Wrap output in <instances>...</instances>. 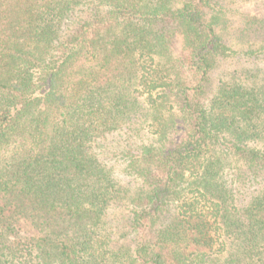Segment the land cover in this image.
<instances>
[{"label": "trees", "instance_id": "16d2710c", "mask_svg": "<svg viewBox=\"0 0 264 264\" xmlns=\"http://www.w3.org/2000/svg\"><path fill=\"white\" fill-rule=\"evenodd\" d=\"M229 11L0 0V264H264V85L202 100Z\"/></svg>", "mask_w": 264, "mask_h": 264}, {"label": "rangeland", "instance_id": "374dc122", "mask_svg": "<svg viewBox=\"0 0 264 264\" xmlns=\"http://www.w3.org/2000/svg\"><path fill=\"white\" fill-rule=\"evenodd\" d=\"M221 1L227 3V7L230 9L226 13L225 21L221 20L219 25H217V29L223 34V40L229 46L228 55L216 57L212 63L213 66L209 72L206 94L202 98L204 102H208V98L216 90L230 89L231 85L252 87L256 90H258L259 86L264 85V31L261 36H254V26L249 24L260 17L264 18V9L253 12L251 6L247 7L241 3L237 4V2L231 3L232 1L228 3L229 0ZM253 24L255 25L256 22ZM256 51H261L258 56L249 54ZM225 135H222L220 139L229 145L230 140H225L223 137ZM214 150L223 149L217 146ZM140 166L147 167L144 163ZM149 168L151 172L154 171L153 165ZM126 185H128L129 190H137L139 186L134 181ZM129 213V208L121 204L117 206L114 204L108 213V216L114 221L115 234L119 237V243L123 245L130 244L134 236V231L128 225ZM20 226L22 230H25L26 236L29 237L36 234L27 223L22 222ZM117 229H119L118 233Z\"/></svg>", "mask_w": 264, "mask_h": 264}]
</instances>
